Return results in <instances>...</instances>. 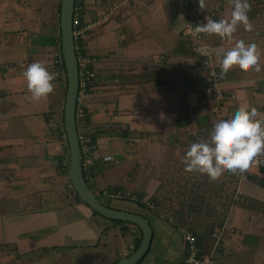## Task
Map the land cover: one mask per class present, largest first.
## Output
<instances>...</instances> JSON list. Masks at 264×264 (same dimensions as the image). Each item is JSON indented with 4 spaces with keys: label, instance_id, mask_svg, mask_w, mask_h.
<instances>
[{
    "label": "crops",
    "instance_id": "obj_1",
    "mask_svg": "<svg viewBox=\"0 0 264 264\" xmlns=\"http://www.w3.org/2000/svg\"><path fill=\"white\" fill-rule=\"evenodd\" d=\"M5 1L0 8V264H38L54 255H70L83 264L91 256L89 264H112L128 256L123 248H133L138 229L95 214L75 199L68 173L61 174L58 168L64 152L57 130L58 109L53 104L56 81L50 94L35 100L23 76L27 65L36 61L55 73L51 1ZM184 2L83 0L87 18L109 13L86 43L97 79L86 97L88 122L83 131L96 132V155H111L114 149L121 157L96 159L87 179L95 192L121 190L135 198L121 200L139 206L153 203L162 190L156 179L161 172H155L150 161L156 154L163 163L166 149L194 133V126L201 127L207 118V103L205 108L199 101L202 71L183 30ZM248 3L252 29L237 24L231 40L210 34L211 50L216 55L236 39L256 44L261 72L238 66L221 70L220 87L225 94L221 117L243 107L255 108L256 118L264 120V0ZM202 4L204 9L218 7L212 20L230 19L233 0H202ZM199 6L200 0H192L193 10ZM209 115H214L210 109ZM258 155L264 157V153ZM246 174L236 192L253 199L258 208L233 202L222 223L211 228L220 231L218 245L211 234L205 238L190 231L216 264H242L243 259V264H264V164L250 165ZM181 228H177L181 233L188 231ZM128 230L132 240L121 245ZM178 246L176 264L183 242ZM95 254L98 260L92 259Z\"/></svg>",
    "mask_w": 264,
    "mask_h": 264
},
{
    "label": "rangeland",
    "instance_id": "obj_2",
    "mask_svg": "<svg viewBox=\"0 0 264 264\" xmlns=\"http://www.w3.org/2000/svg\"><path fill=\"white\" fill-rule=\"evenodd\" d=\"M5 1V0H4ZM4 1L0 4V8H4ZM51 7L52 9V16H53V32L52 34L54 37H58L59 35V12L58 9L60 7V0H52ZM185 1V0H184ZM9 1H5L7 4ZM189 4L185 7L184 3L182 4V14L187 17H195L197 14L205 13V9L201 8L200 6L196 9H192L191 2L192 0H188ZM22 8L26 6L22 5ZM50 12L48 13V15ZM87 19L93 18V16L88 15ZM184 22V21H183ZM206 23V20L203 18L202 24ZM3 24V23H2ZM184 25V23H183ZM2 28V26H1ZM18 28V26L16 27ZM186 39L191 41L192 46L194 47L198 44L197 41L193 40L192 38L185 36ZM211 35L207 34L204 36L202 46H207L208 49L211 51L214 63L219 64L218 59L216 58L214 49H212V43L210 39ZM56 45V44H55ZM193 49L196 50L194 47ZM197 49H200L197 47ZM58 53L57 46H54L51 58H52V65L55 70V74L58 75V67L55 65V57ZM196 56L199 61V66L202 71V80L204 77L203 72V59L202 57L196 52ZM221 70V68H220ZM61 76V84L56 82V87L54 89V109H58L57 113L59 117H61V112L63 108L64 102V93L63 89L65 87V81L63 79V74ZM57 77V76H56ZM201 83V94L199 101L208 106L207 111H205V116L207 117L204 120L202 126H194V133L186 134L182 136V139H177L180 137H176V142H174V147L170 146L166 149V157L163 159V163L161 162V158L159 156L154 155L152 158L151 165H154V171L156 172L159 170L161 172V177H156L159 181L160 186L158 188H162L161 191H158L157 197L152 198L154 205V210L149 208L146 204L143 206H139L133 201L130 200H121V199H112L111 201H107L104 197L98 196L99 200L103 202L105 205H108L111 208H116L120 210H128L130 213H140L144 216L150 223L152 231H153V240L150 246V250L147 252V255L144 258V261L140 262L139 264H176L177 260H175L176 253L179 254L180 246L183 242L182 234L177 228L178 226L182 227L181 229L188 230L189 232L192 231L196 235H203L205 238H209V235L213 233L211 228L215 225H220V220L224 216H227L228 211L231 206L234 205L233 202H236L239 206H253L256 207L254 204V200L245 199L244 196L237 194L236 187L238 186L239 182L242 181L244 178H247V174L243 175L247 170L244 172H229V171H222L215 180H210L206 175H201L198 173H189L184 170V163L182 162V157L184 156L185 151L187 150L188 146L198 140H206L209 136V132L213 123L221 119L222 115V107H220L218 111V115L214 114L209 107V101L203 100V88ZM205 89V88H204ZM65 92V89H64ZM205 105V104H204ZM205 105V108H206ZM223 105V104H222ZM210 113L214 114L212 116L209 115ZM61 123V121H60ZM57 125V127L60 125ZM166 140L169 144L172 145L170 139L166 137ZM111 155H117L115 160L120 159L121 157L115 152L114 149H110L109 151ZM153 163V164H152ZM128 167V166H127ZM126 167V169H127ZM162 169V170H161ZM249 177V176H248ZM64 188V187H63ZM65 189V188H64ZM66 195V194H65ZM236 200V201H235ZM55 200H52L54 202ZM146 202V201H145ZM247 202L246 204H244ZM223 204H226L225 206ZM224 207L227 209H224ZM258 208V207H256ZM226 213V215H224ZM220 215V216H219ZM223 219V220H224ZM184 222L183 224L177 225L176 222ZM184 231V230H183ZM226 231V230H225ZM230 231V230H228ZM128 232H124L126 235L123 236V239H120L121 245L129 244L132 240V235ZM220 231H216L219 235ZM213 237V236H212ZM214 238V242L216 243V239ZM173 240V241H172ZM176 244V246L174 245ZM217 244V243H216ZM120 245V246H121ZM218 245V244H217ZM219 247V246H218ZM184 248V243H183ZM133 248H129L128 246L123 248V252L126 255H130L132 253ZM89 255V254H87ZM70 255H65L63 257L50 256L48 258H42L41 262L38 264H83L79 262H74L73 258H70ZM84 257V256H83ZM91 256H86L87 263L89 264ZM59 259L58 262L56 260ZM94 260L97 259V255H93ZM146 262V263H145ZM244 262V259H243ZM242 262V264H243ZM15 264H18L16 262Z\"/></svg>",
    "mask_w": 264,
    "mask_h": 264
},
{
    "label": "clouds",
    "instance_id": "obj_3",
    "mask_svg": "<svg viewBox=\"0 0 264 264\" xmlns=\"http://www.w3.org/2000/svg\"><path fill=\"white\" fill-rule=\"evenodd\" d=\"M200 7L203 8L202 0ZM249 8L248 0H233L230 19H208L206 23L195 28L194 34L203 32L231 40L237 24H243L245 30L252 29V23L247 15ZM197 51L202 55L208 54L207 48H200ZM216 55L222 72H226L232 66L262 71L259 52L252 41L236 39L230 48L221 49ZM23 76L33 99L40 100L53 91L54 74L41 62L36 61L27 65ZM256 117L255 108L241 107L226 118L216 120L206 140H198L188 146L182 157L184 170L206 175L210 180H215L225 170L229 172L247 170L254 158L264 153V120Z\"/></svg>",
    "mask_w": 264,
    "mask_h": 264
},
{
    "label": "built area",
    "instance_id": "obj_4",
    "mask_svg": "<svg viewBox=\"0 0 264 264\" xmlns=\"http://www.w3.org/2000/svg\"><path fill=\"white\" fill-rule=\"evenodd\" d=\"M82 1L83 0H75L74 13L72 18L73 38L78 64V97L75 110V117L82 159V170L85 178L88 179L91 176L92 167L94 166L96 159H100L102 161H109L112 160L114 156L103 155L99 157L98 155H96V143L93 141L91 135L83 131L86 125L84 108L86 97L88 95L87 92L90 87H93L97 79L96 72L93 67V58L88 53L87 47L86 45H84V43H87L89 37L95 31V29L100 26L101 22L105 21L108 18L109 13L102 12L99 16H93V18L87 19L83 7L81 6ZM188 4V0H185V7H187ZM217 11L218 7L210 9L206 8L204 14L199 13L195 17L186 16L183 22V30L185 35L198 42V44H196L194 47L196 48V52L203 59V100L212 103L210 108L212 112L216 115H218V111L222 106V102L225 99V94L222 88L220 87L221 70L219 64L214 63V58L211 51L207 47L208 45L205 47L202 46V48L208 49L207 55H202L200 52L197 51V47L201 48L204 36L207 35V33L202 32L198 35H195L194 30L197 26L202 24L203 18L205 20L211 19L216 15ZM58 130L61 133V144L67 146V139L64 131V126H62L61 123L58 126ZM263 164L264 157L261 155H257L250 165L260 166ZM64 165L65 164L62 165V169H64ZM246 173L247 171L243 175H246ZM93 192L96 196L98 194V196L104 197V199L107 201L121 198L135 199L129 193H123L121 190L109 191L107 189H102L101 191ZM140 201L143 202L142 199H140ZM147 206L154 210L153 204L149 203L147 204ZM182 235L184 243L183 250L186 254L182 257L180 264H216L214 257L209 253H205L201 249L195 234L189 231H183ZM212 236L215 237L216 243L219 244V235L216 232H213Z\"/></svg>",
    "mask_w": 264,
    "mask_h": 264
},
{
    "label": "water",
    "instance_id": "obj_5",
    "mask_svg": "<svg viewBox=\"0 0 264 264\" xmlns=\"http://www.w3.org/2000/svg\"><path fill=\"white\" fill-rule=\"evenodd\" d=\"M75 0H60L59 35L62 59L66 72V90L62 108L63 125L68 149V178L71 190L91 210L99 215L133 224L141 231V241L135 251L114 264H137L148 252L153 238L149 221L142 215L117 210L103 204L89 186L82 170L75 110L78 97V64L75 52L72 18Z\"/></svg>",
    "mask_w": 264,
    "mask_h": 264
},
{
    "label": "trees",
    "instance_id": "obj_6",
    "mask_svg": "<svg viewBox=\"0 0 264 264\" xmlns=\"http://www.w3.org/2000/svg\"><path fill=\"white\" fill-rule=\"evenodd\" d=\"M82 3H83V1H82ZM82 3H81V6H82ZM76 4H77V2H76ZM83 7V6H82ZM58 12H59V9H58ZM58 21H59V17H58ZM56 44V45H55ZM76 44H77V42H76ZM53 45L54 46H57V49H58V53H57V55H56V62H55V65L58 67V75L57 74H55L54 73V75H55V81L56 82H58L59 84H61V76H60V74H63L64 75V81H65V87H64V89L66 90V72H65V67H64V62H63V59H62V54H61V48H60V35H58V37H54V42H53ZM84 45H86V43H84ZM57 76V77H56ZM64 89H63V93H64V95H65V92H64ZM91 90H92V87H90V89L88 90V92H87V94L89 95V93L91 92ZM84 110H85V122H88V111H87V108H86V104H85V108H84ZM60 121H61V124H62V126H64L63 125V114H62V112H61V117H60ZM58 130V129H57ZM58 132H59V137H60V131L58 130ZM95 135H96V132H92L91 133V136H93V140L95 139L94 137H95ZM63 152H64V154H63V158L60 156V161H59V166H58V168H60V173L61 174H67V168H68V166H67V162H68V149H67V146L66 145H63ZM62 163H64L65 165H64V169H62ZM75 199L76 200H78V201H80V199H79V197L75 194ZM98 198V197H97ZM224 206L226 205V204H223ZM108 206V205H107ZM143 206V205H142ZM226 208L224 207V209H222V210H225ZM227 210V209H226ZM93 213H95V214H98V213H96L95 211H93ZM224 215H226V213L224 214ZM220 216V215H219ZM223 219H224V216L221 218V220H220V224L222 223V221H223ZM114 221H117V222H120V221H118V220H114ZM138 229V228H137ZM124 231H127V228L125 229L124 228ZM141 236H142V234H141V231L138 229V236H136V238H135V242H134V245H133V251H135L136 249H137V247H138V245H139V243H140V241H141ZM199 242V241H198ZM132 251V252H133ZM186 253H185V251L183 250V253H182V256H181V258H180V260H179V263L178 264H180V262H181V259H182V257L185 255ZM120 258H122V257H120ZM119 258V259H120ZM119 259H117V260H115L114 262H112V264H114L115 262H117ZM142 261V260H141ZM141 261H139L137 264H139Z\"/></svg>",
    "mask_w": 264,
    "mask_h": 264
}]
</instances>
